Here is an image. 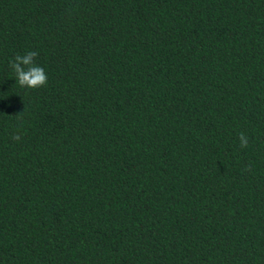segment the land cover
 I'll list each match as a JSON object with an SVG mask.
<instances>
[{
  "label": "trees",
  "instance_id": "16d2710c",
  "mask_svg": "<svg viewBox=\"0 0 264 264\" xmlns=\"http://www.w3.org/2000/svg\"><path fill=\"white\" fill-rule=\"evenodd\" d=\"M0 264H264V0H0Z\"/></svg>",
  "mask_w": 264,
  "mask_h": 264
},
{
  "label": "clouds",
  "instance_id": "9594fccd",
  "mask_svg": "<svg viewBox=\"0 0 264 264\" xmlns=\"http://www.w3.org/2000/svg\"><path fill=\"white\" fill-rule=\"evenodd\" d=\"M38 53L36 51H27L23 54H17L10 62V68L15 74L16 83L22 88L37 89L47 84V74L43 67L36 63ZM14 140L20 139L17 132L13 136ZM239 146L243 149L248 146V137L244 133L238 136Z\"/></svg>",
  "mask_w": 264,
  "mask_h": 264
}]
</instances>
